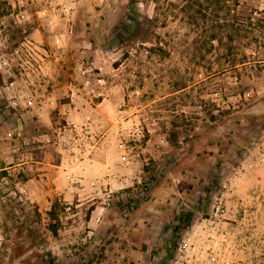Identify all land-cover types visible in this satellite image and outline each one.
I'll return each instance as SVG.
<instances>
[{
  "label": "rangeland",
  "instance_id": "rangeland-1",
  "mask_svg": "<svg viewBox=\"0 0 264 264\" xmlns=\"http://www.w3.org/2000/svg\"><path fill=\"white\" fill-rule=\"evenodd\" d=\"M0 264H264V0H0Z\"/></svg>",
  "mask_w": 264,
  "mask_h": 264
},
{
  "label": "trees",
  "instance_id": "trees-1",
  "mask_svg": "<svg viewBox=\"0 0 264 264\" xmlns=\"http://www.w3.org/2000/svg\"><path fill=\"white\" fill-rule=\"evenodd\" d=\"M184 217H186V216H184V214H182L181 216L178 217L177 224H176V226H175V229H176V230L182 228V226L180 225V221H182V220H186V219H189L188 217H187L186 219H185ZM50 230H51L52 232H55V231H56V226L53 225V224H52V225L50 224Z\"/></svg>",
  "mask_w": 264,
  "mask_h": 264
}]
</instances>
